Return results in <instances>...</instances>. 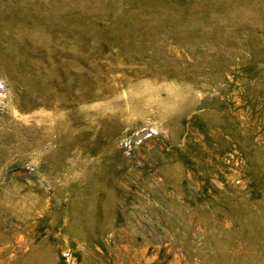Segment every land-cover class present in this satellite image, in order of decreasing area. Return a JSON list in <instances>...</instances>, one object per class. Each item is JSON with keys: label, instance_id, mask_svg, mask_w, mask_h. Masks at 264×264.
<instances>
[{"label": "rangeland", "instance_id": "1", "mask_svg": "<svg viewBox=\"0 0 264 264\" xmlns=\"http://www.w3.org/2000/svg\"><path fill=\"white\" fill-rule=\"evenodd\" d=\"M0 264H264V0H0Z\"/></svg>", "mask_w": 264, "mask_h": 264}]
</instances>
